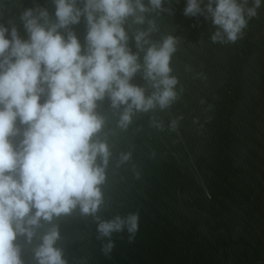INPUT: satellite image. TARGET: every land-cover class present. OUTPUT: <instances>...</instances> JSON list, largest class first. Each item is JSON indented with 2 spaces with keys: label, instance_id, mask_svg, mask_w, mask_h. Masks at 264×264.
<instances>
[{
  "label": "water",
  "instance_id": "95a60500",
  "mask_svg": "<svg viewBox=\"0 0 264 264\" xmlns=\"http://www.w3.org/2000/svg\"><path fill=\"white\" fill-rule=\"evenodd\" d=\"M76 7L83 9L84 0ZM185 7L186 0H163L160 9L137 13L143 24L133 17L125 23L128 47L142 65L130 83L146 96L156 91L144 78L147 48L175 38L176 99L164 109L134 110L126 127L120 125L126 106L113 108L106 97L95 109L104 123L93 140L106 142L110 152L96 216L137 214L138 230L101 237L96 217L76 207L51 222L42 219L31 242L17 237L23 264H37L35 249L53 227L67 264H264V0L235 43L213 42L211 18L185 16ZM29 8L37 15L47 10L55 23L54 0H0V24L9 33L15 26L27 40L20 16ZM87 30L82 16L59 31L74 32L84 51ZM140 31L149 32L143 50L135 41ZM17 126L22 134L25 126Z\"/></svg>",
  "mask_w": 264,
  "mask_h": 264
},
{
  "label": "clouds",
  "instance_id": "9594fccd",
  "mask_svg": "<svg viewBox=\"0 0 264 264\" xmlns=\"http://www.w3.org/2000/svg\"><path fill=\"white\" fill-rule=\"evenodd\" d=\"M148 2L151 9L143 0H84L81 9L77 0H54L55 23L45 9L38 15L31 8L22 12L27 40L15 26L9 33L0 24V264H23L17 237L31 242L42 219L51 222L76 207L96 217L101 237L125 228L132 234L138 230L137 214L110 220L96 216L110 152L106 142L93 137L104 123L95 111L97 102L106 97L113 108L126 106L121 127L131 122L134 110L147 112L157 105L164 109L176 99L177 80L170 76L172 36L159 47L152 44L144 56V78L156 91L146 96L144 88L130 83L142 65L128 47L125 23L133 17L134 23L143 24L144 16L137 13L160 9L163 0ZM261 4L262 0H252L251 7L248 0H186L184 15L210 17L217 28L213 42L226 37L235 43ZM82 16L88 29L84 51L74 32L65 36L59 31L79 23ZM149 23L150 32L155 25ZM149 32L135 36L141 50L149 43ZM18 124L25 126L22 134ZM58 239L56 227L44 234L35 249L37 264H67L55 247ZM112 247L109 241L103 250L108 253Z\"/></svg>",
  "mask_w": 264,
  "mask_h": 264
}]
</instances>
